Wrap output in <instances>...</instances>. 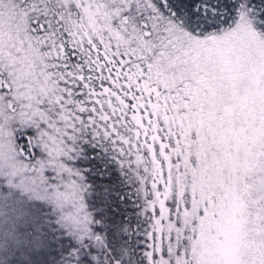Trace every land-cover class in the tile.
<instances>
[{
	"label": "snow or ice",
	"instance_id": "1",
	"mask_svg": "<svg viewBox=\"0 0 264 264\" xmlns=\"http://www.w3.org/2000/svg\"><path fill=\"white\" fill-rule=\"evenodd\" d=\"M0 264H264V0H0Z\"/></svg>",
	"mask_w": 264,
	"mask_h": 264
}]
</instances>
